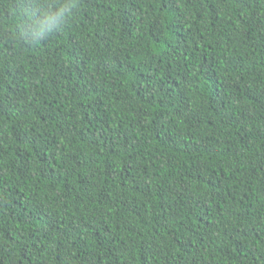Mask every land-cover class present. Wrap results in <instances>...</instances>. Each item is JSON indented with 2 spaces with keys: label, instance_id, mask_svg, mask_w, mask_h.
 Here are the masks:
<instances>
[{
  "label": "trees",
  "instance_id": "16d2710c",
  "mask_svg": "<svg viewBox=\"0 0 264 264\" xmlns=\"http://www.w3.org/2000/svg\"><path fill=\"white\" fill-rule=\"evenodd\" d=\"M0 264H264V0H0Z\"/></svg>",
  "mask_w": 264,
  "mask_h": 264
},
{
  "label": "clouds",
  "instance_id": "9594fccd",
  "mask_svg": "<svg viewBox=\"0 0 264 264\" xmlns=\"http://www.w3.org/2000/svg\"><path fill=\"white\" fill-rule=\"evenodd\" d=\"M65 9L58 10L59 15H63ZM70 14V13H69ZM54 17L49 15L47 12L44 13V19L36 23L33 27V31L37 35H45L46 32L51 30V25L53 23Z\"/></svg>",
  "mask_w": 264,
  "mask_h": 264
}]
</instances>
